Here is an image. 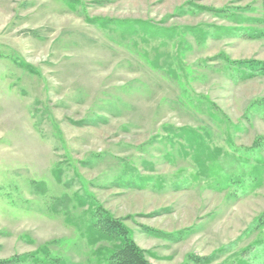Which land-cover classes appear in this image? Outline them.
<instances>
[{"label": "rangeland", "instance_id": "374dc122", "mask_svg": "<svg viewBox=\"0 0 264 264\" xmlns=\"http://www.w3.org/2000/svg\"><path fill=\"white\" fill-rule=\"evenodd\" d=\"M263 18L262 0H0V264H105L102 210L152 264H264V77L234 67L264 62L245 38Z\"/></svg>", "mask_w": 264, "mask_h": 264}, {"label": "trees", "instance_id": "16d2710c", "mask_svg": "<svg viewBox=\"0 0 264 264\" xmlns=\"http://www.w3.org/2000/svg\"><path fill=\"white\" fill-rule=\"evenodd\" d=\"M263 11H264V0H262ZM264 26V18L261 22ZM245 38L250 40L262 39L264 40V28L256 32H246ZM236 71L242 73V80L254 79L256 76L264 77V62L250 60V61H239L234 64ZM258 147L260 143L257 142ZM101 216L97 219L94 216L90 232L89 241L91 244H97L101 241L107 242L112 246L106 248V254L102 252L105 264H152L149 261L147 251L138 247L133 238V234L125 226V223L121 219H116L108 215L104 210L101 212ZM256 229H259L264 224V216L257 220ZM255 229V227H254ZM153 237H160L168 239L170 241L179 240L184 234L178 233L176 235H166L158 232L150 233ZM104 255V256H103ZM213 258H199L196 256H190L186 264H212Z\"/></svg>", "mask_w": 264, "mask_h": 264}]
</instances>
